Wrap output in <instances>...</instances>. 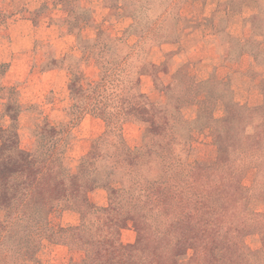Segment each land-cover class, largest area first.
Returning a JSON list of instances; mask_svg holds the SVG:
<instances>
[{
    "label": "rangeland",
    "instance_id": "obj_1",
    "mask_svg": "<svg viewBox=\"0 0 264 264\" xmlns=\"http://www.w3.org/2000/svg\"><path fill=\"white\" fill-rule=\"evenodd\" d=\"M76 1L49 0L38 14L56 20L53 51L67 70L59 95L47 91L46 102L27 108L21 118L0 114V234L4 211L10 213L18 198L19 218L32 193L47 202V214L37 205L17 222L22 229L17 236L29 242L22 252H36L29 264L81 262L86 251L69 245L62 228L109 223L116 216L106 209L145 202L150 189L176 187L178 172L229 169L243 172L246 188L264 185V119L234 114L227 91L219 87L230 89L231 81L218 74L214 60L198 56L201 44H217L228 0H160L181 11L197 8L210 19L209 26L176 43L162 16L168 10H149L152 0H137L135 11L107 10L105 0H91L92 12L76 10ZM235 5L243 9L225 10L230 22L225 28L247 36L252 16L264 14V0ZM26 69L36 74L31 63ZM238 76L248 87L247 71ZM11 93L14 99L16 91ZM237 94L245 99L242 91ZM260 119L255 135L253 122ZM255 201L253 206L264 204ZM135 239L129 223L119 240ZM248 243L258 246L255 237Z\"/></svg>",
    "mask_w": 264,
    "mask_h": 264
},
{
    "label": "trees",
    "instance_id": "obj_2",
    "mask_svg": "<svg viewBox=\"0 0 264 264\" xmlns=\"http://www.w3.org/2000/svg\"><path fill=\"white\" fill-rule=\"evenodd\" d=\"M136 3L134 0L133 4ZM165 13L162 16L167 20ZM219 87L228 91L226 87ZM230 103L232 107L235 105ZM242 109L243 106L241 112L232 111L246 116ZM261 127H256L255 135ZM242 176L243 172L229 169L178 172L176 187L162 192L150 189L145 202L128 208L106 209L116 216L109 223L100 219L97 223L84 221L73 228H62L60 232L70 236L66 240L69 245L86 251L81 262L72 264H264V208L261 209L264 204H252L255 200L264 201V185L255 182L246 188ZM35 197L39 201L32 206ZM19 199L10 213L4 211L7 221L1 225L0 264H29L36 258L33 250L22 252L29 242L17 236L22 230L17 222L27 218V212L37 205L47 214V202L32 193L24 199L23 217L19 218L17 210L22 206ZM12 213L16 218L11 217ZM129 223L136 239L124 244L119 236ZM93 227L95 232L91 230ZM91 235L93 241L89 242ZM249 237L257 239L256 248L248 243ZM22 243L25 247L16 251Z\"/></svg>",
    "mask_w": 264,
    "mask_h": 264
},
{
    "label": "crops",
    "instance_id": "obj_3",
    "mask_svg": "<svg viewBox=\"0 0 264 264\" xmlns=\"http://www.w3.org/2000/svg\"><path fill=\"white\" fill-rule=\"evenodd\" d=\"M105 1L107 10H138L133 4L134 0ZM236 2L237 0H228L227 7L222 9L224 11L219 17L223 29L214 40L217 44H201L198 56L208 63L214 60L212 66H219L218 74L231 81L226 95L229 102L235 104L232 109L241 112L243 106L242 111L251 119H264V14L259 16L255 13L252 16L247 36L241 34L240 30L236 33L229 31V28H225L230 24L228 11L225 10H242L244 4L238 7ZM46 5H51L49 0H0V114L4 112L10 118L24 117L27 108L36 103L42 104L43 100L46 102L47 91L58 96L59 87L61 88L63 79L67 78V70L58 60V55H54V43L51 41L56 20L38 15L41 10H45ZM76 10L92 12L94 8L91 0H77ZM149 10H168L165 13L167 27L169 38L174 43L183 42L190 32L210 24V19H206L197 8H182L181 11L175 7V3L166 8L160 5V0H152ZM202 15L204 20L199 18ZM235 27L232 25L233 29ZM218 48L221 51L212 56L213 59L209 52ZM30 63L34 65L36 74L30 75L26 69ZM246 71L248 87L242 86L238 79V73ZM17 82L24 83L14 88ZM237 90L245 94L243 101ZM11 91H16L14 99L8 97V94H12ZM46 104L49 106L52 103ZM255 120L253 124L260 128L261 119L259 122ZM261 171H264V167Z\"/></svg>",
    "mask_w": 264,
    "mask_h": 264
}]
</instances>
